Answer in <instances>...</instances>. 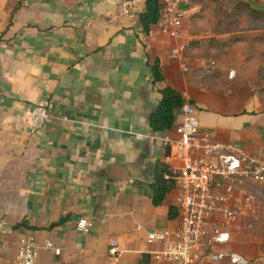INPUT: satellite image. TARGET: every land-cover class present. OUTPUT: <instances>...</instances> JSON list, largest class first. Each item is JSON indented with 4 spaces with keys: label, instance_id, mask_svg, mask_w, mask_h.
<instances>
[{
    "label": "crops",
    "instance_id": "0c3cea01",
    "mask_svg": "<svg viewBox=\"0 0 264 264\" xmlns=\"http://www.w3.org/2000/svg\"><path fill=\"white\" fill-rule=\"evenodd\" d=\"M123 1L0 0V264H9L31 233L40 246L37 264H166L153 258L157 245L147 232L179 223L176 190L159 205L152 190L158 162L174 172L181 167L150 125L167 84L198 107L203 132L264 156V93L251 90L248 77L246 87L228 74H208L200 60L250 38L228 34L230 25L254 32L264 26L235 14L234 0H184L191 42L184 72L171 54L176 40L160 35L157 23L144 29L146 0H138L134 22L118 16ZM254 35L264 41V33ZM158 60L165 79L156 82ZM48 99L52 117L32 132L31 110ZM159 134L177 137L173 128ZM81 217L94 221L89 233L77 230ZM112 238L118 258L109 253ZM212 249L264 264L257 233L234 231L206 252Z\"/></svg>",
    "mask_w": 264,
    "mask_h": 264
},
{
    "label": "built area",
    "instance_id": "2783aa9c",
    "mask_svg": "<svg viewBox=\"0 0 264 264\" xmlns=\"http://www.w3.org/2000/svg\"><path fill=\"white\" fill-rule=\"evenodd\" d=\"M184 0H161V15L157 22L160 35L176 40L171 54L178 60L184 72L191 67L190 40L184 36V26L190 14ZM138 0H124L118 9L122 20L135 21ZM209 70L215 67V59H200ZM210 71V70H209ZM234 71L230 72L233 77ZM54 101L48 99L31 110L32 132L43 128L52 117ZM64 119H67L64 116ZM173 129L177 137L161 136L170 157L180 161L176 176L177 187L174 204L178 225L174 228L149 230L147 242L157 245L151 250L153 258L166 264H197L199 260L218 264L229 258L233 264H250L239 253H227L207 246L228 243L234 231H241V220L252 215L259 204V188L264 187V156L253 155L237 141L222 142L209 131H202L198 107L185 99ZM94 221L81 217L77 230L89 233ZM47 247L60 253L51 242ZM109 253L118 258L121 250L116 238L111 239ZM40 246L34 233L27 235L9 264H37Z\"/></svg>",
    "mask_w": 264,
    "mask_h": 264
},
{
    "label": "trees",
    "instance_id": "16d2710c",
    "mask_svg": "<svg viewBox=\"0 0 264 264\" xmlns=\"http://www.w3.org/2000/svg\"><path fill=\"white\" fill-rule=\"evenodd\" d=\"M234 11L235 14L245 15L249 20L259 23V26H264V10L257 7L254 1H244V0H234ZM18 5L12 12V18L9 26L13 22V18ZM162 9L161 0H146L145 10L140 14V21L144 29L149 32L151 26L158 22ZM232 43L223 44V46L231 47ZM152 70L154 74V81H164L163 67L158 60L152 65ZM264 76V71L258 73L255 79L262 81ZM162 99L160 100L156 109L152 112L150 117V125L153 131H164L169 130L174 127L177 118L180 115V110L182 105L185 103V98L183 95L172 85L167 84L162 88ZM178 172H174L173 169L165 162H158L156 165L155 181L152 183L153 190V201L156 205L163 202L166 195L175 190L177 187L176 176ZM66 221V217H62L58 222H55L51 227L60 225ZM264 228H260L263 231Z\"/></svg>",
    "mask_w": 264,
    "mask_h": 264
},
{
    "label": "rangeland",
    "instance_id": "374dc122",
    "mask_svg": "<svg viewBox=\"0 0 264 264\" xmlns=\"http://www.w3.org/2000/svg\"><path fill=\"white\" fill-rule=\"evenodd\" d=\"M255 2L257 7L264 10V0H252ZM243 32H249L250 38L245 37L239 42L228 46H223L222 50L216 53L206 52L202 56L215 59L217 65L211 67L208 71L210 75H224L228 74L230 77V72L234 71L233 80H238L239 83H243L248 87V83L245 78H249L252 81V86H249L251 90L261 91L264 93V76L262 81L255 79L254 77L258 75L261 71H264V41L261 37L255 38L254 34L258 32L264 33L262 31H251L243 29L241 25H230L227 28V33L232 34H242ZM258 36V35H257ZM208 70V69H207ZM243 80V82L240 81ZM238 83H236L237 85ZM239 85V84H238ZM237 85V86H238ZM259 194V204L256 211L247 216L244 227L241 229L242 232L252 233L254 235L261 236L262 243L264 244V230L260 232V225L264 224V200L261 202V198L264 196V187L257 189ZM255 259H252L254 261Z\"/></svg>",
    "mask_w": 264,
    "mask_h": 264
}]
</instances>
